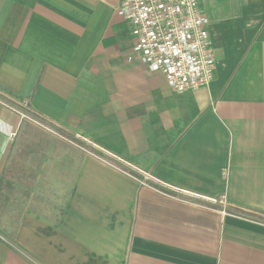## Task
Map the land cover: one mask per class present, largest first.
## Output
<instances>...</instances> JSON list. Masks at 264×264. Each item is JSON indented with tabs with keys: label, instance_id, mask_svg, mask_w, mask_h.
<instances>
[{
	"label": "crops",
	"instance_id": "obj_1",
	"mask_svg": "<svg viewBox=\"0 0 264 264\" xmlns=\"http://www.w3.org/2000/svg\"><path fill=\"white\" fill-rule=\"evenodd\" d=\"M119 4L0 0V264H264V0H200L182 95Z\"/></svg>",
	"mask_w": 264,
	"mask_h": 264
},
{
	"label": "built area",
	"instance_id": "obj_2",
	"mask_svg": "<svg viewBox=\"0 0 264 264\" xmlns=\"http://www.w3.org/2000/svg\"><path fill=\"white\" fill-rule=\"evenodd\" d=\"M118 14L132 29L131 58L163 73L174 92L182 95L210 85L215 58L208 18L200 0H120ZM20 105L28 109L29 103L24 101ZM11 109L21 118L40 124L22 110ZM15 135L11 132V139ZM94 156L116 166L112 160L96 153ZM129 176L139 180L134 174Z\"/></svg>",
	"mask_w": 264,
	"mask_h": 264
},
{
	"label": "rangeland",
	"instance_id": "obj_3",
	"mask_svg": "<svg viewBox=\"0 0 264 264\" xmlns=\"http://www.w3.org/2000/svg\"><path fill=\"white\" fill-rule=\"evenodd\" d=\"M6 103H8V102H6ZM7 105H11V106H15L17 109H20V110H22L24 113H25V115L26 116H28V117H30V118H34V117H32V116H30V111H28V109L26 108V107H23V106H21V105H15V104H12V103H8ZM34 119H36L37 120V122L38 123H40L39 125H42L43 126V124H42V121L41 120H39V119H37V118H34ZM47 127V126H46ZM51 127H49L48 129H50ZM82 147V146H81ZM90 153H93L94 155H95V152H90ZM108 160H112V159H108ZM124 171V170H123Z\"/></svg>",
	"mask_w": 264,
	"mask_h": 264
},
{
	"label": "trees",
	"instance_id": "obj_4",
	"mask_svg": "<svg viewBox=\"0 0 264 264\" xmlns=\"http://www.w3.org/2000/svg\"><path fill=\"white\" fill-rule=\"evenodd\" d=\"M234 212H236V213H240V211H237V210H236V211H234Z\"/></svg>",
	"mask_w": 264,
	"mask_h": 264
}]
</instances>
